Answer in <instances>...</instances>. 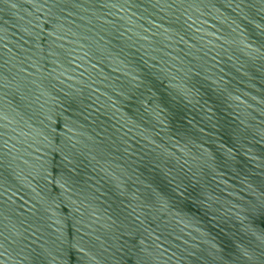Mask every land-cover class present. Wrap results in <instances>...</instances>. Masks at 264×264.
Segmentation results:
<instances>
[{"label": "water", "instance_id": "1", "mask_svg": "<svg viewBox=\"0 0 264 264\" xmlns=\"http://www.w3.org/2000/svg\"><path fill=\"white\" fill-rule=\"evenodd\" d=\"M0 264H264V0H0Z\"/></svg>", "mask_w": 264, "mask_h": 264}]
</instances>
